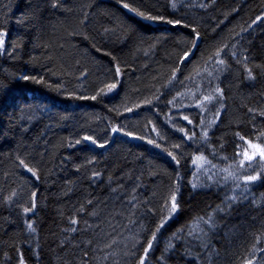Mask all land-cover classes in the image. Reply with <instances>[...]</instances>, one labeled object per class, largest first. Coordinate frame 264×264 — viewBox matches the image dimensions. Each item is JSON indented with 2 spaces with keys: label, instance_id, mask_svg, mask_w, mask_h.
I'll return each instance as SVG.
<instances>
[{
  "label": "trees",
  "instance_id": "16d2710c",
  "mask_svg": "<svg viewBox=\"0 0 264 264\" xmlns=\"http://www.w3.org/2000/svg\"><path fill=\"white\" fill-rule=\"evenodd\" d=\"M261 17L0 0V264H264Z\"/></svg>",
  "mask_w": 264,
  "mask_h": 264
},
{
  "label": "bare ground",
  "instance_id": "6f19581e",
  "mask_svg": "<svg viewBox=\"0 0 264 264\" xmlns=\"http://www.w3.org/2000/svg\"><path fill=\"white\" fill-rule=\"evenodd\" d=\"M176 1H178V2H180L181 3V0H176ZM130 14H132L133 15V12L131 11V12H129ZM195 44H196V41H195V43H194V45H193V47H192V49H191V51H190V53L187 55V57H185V60L186 61H189L190 59H192V57L195 55V53L191 56L190 54H191V52H192V50H193V48H194V46H195ZM200 45V44H199ZM197 51V50H196ZM191 56V57H190ZM184 62H182V64H183ZM127 138H128V140L129 141H132V142H137V143H140V141L139 140H137V138H135L134 136H132V135H128L127 136ZM262 153V152H261ZM261 153H258L257 151H256V149H254V150H250V151H248V149H245V148H243V150L240 152L239 151V153H238V157L239 158H241V159H249V161H250V163H253L255 160H259L260 158L259 157H262V155H261ZM264 161V160H263Z\"/></svg>",
  "mask_w": 264,
  "mask_h": 264
},
{
  "label": "rangeland",
  "instance_id": "374dc122",
  "mask_svg": "<svg viewBox=\"0 0 264 264\" xmlns=\"http://www.w3.org/2000/svg\"><path fill=\"white\" fill-rule=\"evenodd\" d=\"M255 147L256 146H252V148H250V149H248V151H250V150H254L255 149ZM259 148H262V150H263V152H264V148L263 147H261V146H258ZM260 161H262L263 163L261 164V162ZM242 162L243 163H246V162H248L249 164H254L255 166L256 165H261L263 168H264V161H263V159L262 158H260L259 160L257 159V160H255L253 163H250V161H249V159L247 158V159H242ZM242 163V164H243ZM243 165H245V164H243ZM253 165V166H254ZM195 169H196V173H199V172H201V171H203L202 173H204V175L207 173V171H208V163L206 162V160L203 158H198L197 160H196V162H195ZM257 180H258V178H257Z\"/></svg>",
  "mask_w": 264,
  "mask_h": 264
},
{
  "label": "water",
  "instance_id": "95a60500",
  "mask_svg": "<svg viewBox=\"0 0 264 264\" xmlns=\"http://www.w3.org/2000/svg\"><path fill=\"white\" fill-rule=\"evenodd\" d=\"M126 10L128 11V12H131L129 9H127L126 8ZM264 17H261L258 21H256L253 25H252V27L251 28H253L259 21H262V19H263ZM200 41H201V38L199 37V36H197V38H196V44H195V46H194V48H193V50H192V52H191V56L196 52V50H197V48H198V46H199V44H200ZM190 56V57H191ZM256 151L258 152V153H261L262 152V149H259V148H257L256 149ZM262 159H264V156H262Z\"/></svg>",
  "mask_w": 264,
  "mask_h": 264
},
{
  "label": "snow or ice",
  "instance_id": "6c2138e0",
  "mask_svg": "<svg viewBox=\"0 0 264 264\" xmlns=\"http://www.w3.org/2000/svg\"><path fill=\"white\" fill-rule=\"evenodd\" d=\"M124 6H125V7H128L127 4H125ZM141 15H142V14H141ZM147 18L151 19V17H147ZM114 86H115V85H113L112 87H114ZM261 155L264 156V152H262ZM248 179H249V180H255V179H257V177H255V176H251V177H249ZM194 187H195V185H194ZM174 200H175V197H173V201H174ZM173 207L175 208L176 205L173 204ZM149 247H151V245H149Z\"/></svg>",
  "mask_w": 264,
  "mask_h": 264
}]
</instances>
